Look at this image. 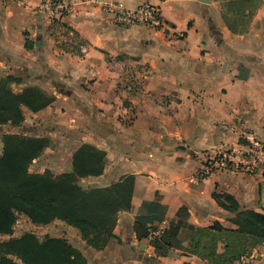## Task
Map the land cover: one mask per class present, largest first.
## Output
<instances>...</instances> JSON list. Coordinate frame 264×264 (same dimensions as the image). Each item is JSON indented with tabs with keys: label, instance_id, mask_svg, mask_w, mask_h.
I'll list each match as a JSON object with an SVG mask.
<instances>
[{
	"label": "crops",
	"instance_id": "crops-1",
	"mask_svg": "<svg viewBox=\"0 0 264 264\" xmlns=\"http://www.w3.org/2000/svg\"><path fill=\"white\" fill-rule=\"evenodd\" d=\"M42 1L0 0V79H16L15 93L35 88L53 98L39 112L24 109L11 133L60 138L29 172L72 173L74 152L89 144L105 154L104 168L79 179L84 190L134 178L130 206L103 246L61 220L47 225L73 237H50L65 239L85 264H209L188 253L189 234L214 223L238 229L215 195L264 215V166L196 177L215 153L248 137L264 143V0L241 35L227 29L222 0H61L70 6L62 28ZM112 2L157 7L163 29L116 26L103 11ZM138 218L159 235L172 231L164 256L137 232ZM253 250L264 264V243Z\"/></svg>",
	"mask_w": 264,
	"mask_h": 264
},
{
	"label": "trees",
	"instance_id": "trees-1",
	"mask_svg": "<svg viewBox=\"0 0 264 264\" xmlns=\"http://www.w3.org/2000/svg\"><path fill=\"white\" fill-rule=\"evenodd\" d=\"M261 4L262 0H228L221 6L227 29L234 35L246 33ZM25 48H30L28 41ZM52 101V97L39 89L27 88L15 93L8 86L0 87V124L19 126L24 120V109L36 113ZM47 146L44 138L21 135L4 138L0 155V235L10 236L17 217L23 215L34 225L61 220L76 228L88 245L103 246L112 237L117 212L130 206L134 178L127 176L105 188L84 190L78 184L79 179L99 176L104 168L105 154L89 144H83L74 152L72 173L57 176L49 172L29 173L28 167ZM214 197L221 207L235 214L233 220L238 229H225L218 223L196 228L189 234L188 253L209 264H233L241 255L264 243V215L239 210L228 195ZM142 221L145 220H136L137 232L149 239L157 256H164L171 247L172 231L150 238V230L157 229L142 225ZM17 261L22 264H85L83 256L65 239L38 240L32 233L0 241V264H17Z\"/></svg>",
	"mask_w": 264,
	"mask_h": 264
},
{
	"label": "built area",
	"instance_id": "built-area-1",
	"mask_svg": "<svg viewBox=\"0 0 264 264\" xmlns=\"http://www.w3.org/2000/svg\"><path fill=\"white\" fill-rule=\"evenodd\" d=\"M41 9L50 21L63 27L61 21L70 13V6L61 0H43ZM103 11L107 13L118 27L140 26L154 30L163 29L160 11L157 7L144 4L136 8H127L121 2L105 4ZM264 166V143L248 137L244 143L227 147L207 158L196 172L198 179H205L219 172H244L253 175ZM150 238L157 237L158 231L150 230ZM259 258V257H258ZM254 250L241 255L233 264H257L259 261ZM264 261V254L262 256Z\"/></svg>",
	"mask_w": 264,
	"mask_h": 264
},
{
	"label": "rangeland",
	"instance_id": "rangeland-1",
	"mask_svg": "<svg viewBox=\"0 0 264 264\" xmlns=\"http://www.w3.org/2000/svg\"><path fill=\"white\" fill-rule=\"evenodd\" d=\"M227 1L228 0H222V4L226 5ZM10 84H11V81L9 80L8 77L6 79H0V87L8 86V88H10L13 91V88H11ZM9 127L10 128L12 127V125H10L9 123L0 124V145H1V147H3V141H4V138L6 136L15 135V134L11 133V131H13V130L10 129ZM50 127L52 128V125ZM55 134L57 135V133H55ZM41 138H43V137H41ZM44 139H46L48 141V145L52 144V145H54V147L60 145V138L58 136H56V137H50V136L44 137ZM38 159H39V157L36 158L31 163V165H33V163L35 161H36L35 163L39 165ZM30 166L28 167V171L32 170L30 168ZM44 172L51 173L49 170H46ZM29 173H31V174H42V173H32V172H29ZM25 233H32L33 235H35L37 237L38 240H42V239H44L46 237H50L51 235H54V234L66 235V236L73 237L71 234H69L67 232V228H65L64 226H61L60 224H56V225L50 224L47 226L34 225V224H31L25 216L20 215L17 217V220H16L15 225L13 227V233L10 236L0 235V241H7L9 239H16ZM101 240L103 241V239H100V241ZM17 264H22V263L20 261H17Z\"/></svg>",
	"mask_w": 264,
	"mask_h": 264
}]
</instances>
